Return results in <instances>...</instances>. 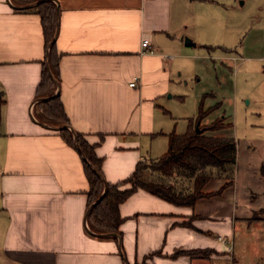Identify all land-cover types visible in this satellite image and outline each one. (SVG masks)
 I'll use <instances>...</instances> for the list:
<instances>
[{
	"label": "crops",
	"instance_id": "obj_1",
	"mask_svg": "<svg viewBox=\"0 0 264 264\" xmlns=\"http://www.w3.org/2000/svg\"><path fill=\"white\" fill-rule=\"evenodd\" d=\"M53 1L60 54L55 94L69 129L96 145L111 184L167 152L165 101L172 97L180 58L198 48L241 59V66L264 63V54L243 56L232 43L237 26L230 0ZM46 57L40 15L0 0V264H242L234 249V180L193 206L139 189L120 205L121 237L90 231L82 158L60 128L35 113ZM155 148L161 156H152ZM226 182L213 178L204 191H218ZM248 219L264 221L255 214ZM198 250L208 254L177 255Z\"/></svg>",
	"mask_w": 264,
	"mask_h": 264
},
{
	"label": "trees",
	"instance_id": "obj_2",
	"mask_svg": "<svg viewBox=\"0 0 264 264\" xmlns=\"http://www.w3.org/2000/svg\"><path fill=\"white\" fill-rule=\"evenodd\" d=\"M13 2L21 7L22 11L34 10L41 17L47 57L37 88L38 101L35 113L42 123L60 128L66 143L76 149L82 158L90 185L87 220L90 231L95 236L121 237L120 226L123 218L120 214V205L139 189L176 205L193 206L201 198L221 194L233 183L237 141L233 135L232 121L227 116H221L210 124L202 125L207 116L221 108L220 102L208 110L200 106L198 116L189 119L185 133L172 132L169 135L168 150L159 159L140 162L131 176L121 183L107 182L102 171L103 159L96 154V145L90 144L84 135L69 129V119L64 106L59 94H55L59 82L60 62V54L54 42L58 28L57 4L53 0ZM30 5L33 6L28 7ZM2 103L0 99V119ZM197 127L200 131H197ZM260 175L264 180V160L260 167ZM172 177L182 178L192 184L179 188L167 180ZM213 178L225 179L227 182L218 191L207 193L204 188ZM125 185L130 187L123 188ZM101 196V200L98 201ZM178 254L207 255L208 251H179Z\"/></svg>",
	"mask_w": 264,
	"mask_h": 264
},
{
	"label": "rangeland",
	"instance_id": "obj_3",
	"mask_svg": "<svg viewBox=\"0 0 264 264\" xmlns=\"http://www.w3.org/2000/svg\"><path fill=\"white\" fill-rule=\"evenodd\" d=\"M230 1L236 7L234 21L237 33L232 40L236 50L243 56H251L253 50L264 54V0ZM245 42L247 48L243 49ZM195 49L194 56L178 61L175 81L169 93L172 97L165 101L166 137L169 138L172 132L185 133L189 119L198 116L200 106L208 110L219 102L222 104L203 120L202 125L210 124L221 116L229 117L233 123V135L237 141L234 181L239 192L235 258L242 264H264V221L251 224L248 219L254 214L264 217V180L260 175L264 160L263 62H244L241 66V59L235 62L221 57L226 56L222 52ZM167 138L161 141L167 142ZM157 152L160 151L155 148L152 156H161L163 151ZM167 180L179 188L192 184L176 177Z\"/></svg>",
	"mask_w": 264,
	"mask_h": 264
},
{
	"label": "built area",
	"instance_id": "obj_4",
	"mask_svg": "<svg viewBox=\"0 0 264 264\" xmlns=\"http://www.w3.org/2000/svg\"><path fill=\"white\" fill-rule=\"evenodd\" d=\"M144 42H145V44H147L148 43V40H145ZM263 69H264V63H263ZM136 82H137V80H134L133 82L130 83V86L135 87L137 85ZM218 240L220 242H222V243L228 244L229 245V248L232 249V246H231L232 243H231V241L229 239L220 236V237H218Z\"/></svg>",
	"mask_w": 264,
	"mask_h": 264
},
{
	"label": "water",
	"instance_id": "obj_5",
	"mask_svg": "<svg viewBox=\"0 0 264 264\" xmlns=\"http://www.w3.org/2000/svg\"><path fill=\"white\" fill-rule=\"evenodd\" d=\"M30 6H32V5H30ZM30 6H28V7H30ZM58 11H59V9H58ZM57 31H58V28H57ZM56 36H57V33H56ZM56 36H55L54 42H55V40H56ZM197 131H200L198 127H197ZM101 198H102V196L99 198L98 201H100ZM98 201H97V202H98ZM97 202H96V203H97ZM96 203H95V204H96Z\"/></svg>",
	"mask_w": 264,
	"mask_h": 264
}]
</instances>
